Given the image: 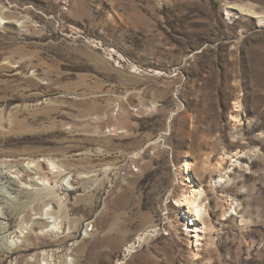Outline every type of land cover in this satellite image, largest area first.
<instances>
[{"label":"rangeland","instance_id":"374dc122","mask_svg":"<svg viewBox=\"0 0 264 264\" xmlns=\"http://www.w3.org/2000/svg\"><path fill=\"white\" fill-rule=\"evenodd\" d=\"M0 18V169L49 179L5 185L0 211L62 205L47 250L10 252L0 218L3 264H264V0H0ZM189 177L198 251L173 204Z\"/></svg>","mask_w":264,"mask_h":264},{"label":"bare ground","instance_id":"6f19581e","mask_svg":"<svg viewBox=\"0 0 264 264\" xmlns=\"http://www.w3.org/2000/svg\"><path fill=\"white\" fill-rule=\"evenodd\" d=\"M3 18H0V23L3 22ZM233 121L238 120L237 116L231 117ZM238 121H235L237 123ZM33 163L34 160H31ZM223 159L220 160V164L217 165V170H222V163ZM54 168L58 170V166L52 163ZM39 166V167H37ZM37 168H40V164H37ZM2 169H0V199L6 198V193L3 189L5 185L9 186V189L13 190L14 187L21 188L19 190V195H25L30 194L31 190H33L34 185H43L46 186L49 184V179L41 173H39L38 179L41 180V183L36 182V178H34L32 172H29L26 170V168L23 165H17L13 166L10 162L3 161L2 162ZM183 169L190 175V170L192 169V164L188 160H185L183 164ZM53 171L54 175H60L58 171ZM58 176H55L54 178H57ZM220 178H223L220 176ZM188 184L190 186V191L187 194H183L181 197L174 199L173 204L182 213V219L185 220V227L187 228V231L192 232L194 235L191 237H194L192 240V245L195 247V249L200 248L199 244L201 241V237L204 235V232H207L210 230V228L207 226L205 222L206 213H207V205L204 201V192L198 186L195 184V182L192 180L191 177L188 178ZM29 190V191H28ZM60 200V199H59ZM58 198L56 196H53L51 199L48 198L45 195L38 194V196L33 199L32 201L22 202L18 204H12L10 203V200L8 199L6 202V205L0 211V218L3 216L5 219L7 218L8 224L5 227L1 226V230L6 229L9 233L10 238L13 240V243H15L14 246H9L8 249L13 254L16 252H34L39 250H47L48 248H51L54 244H57V240L52 241H46L44 229L49 228V222H46L42 219L43 211L45 210V207L49 204H53L54 206L59 207L62 209V205H60ZM59 217L54 222V225H52L51 230L52 233H57L59 229H62L64 225V220H60L62 216H64V213L61 211L58 212ZM33 216H36V218H33ZM14 217H17L18 224L14 230H12V219ZM34 220L35 223L31 227L30 230L28 229V226H26L30 221ZM74 227H70L71 230ZM27 230V231H26ZM71 233H74L71 232ZM73 235H69V237H72ZM142 239L141 237L139 238ZM51 251L48 252L45 256L42 257V262L44 264H52L54 252ZM58 253V252H57ZM39 257L40 254L38 253ZM197 254H194V257ZM9 255L6 254V252L3 251V249L0 247V264H3L5 261V258ZM37 256V255H35ZM38 257V256H37ZM56 259H60L63 261L62 256H59ZM30 263V262H29Z\"/></svg>","mask_w":264,"mask_h":264}]
</instances>
